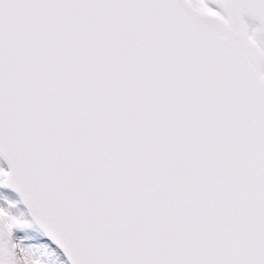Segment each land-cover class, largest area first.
<instances>
[{
  "label": "snow or ice",
  "instance_id": "6c2138e0",
  "mask_svg": "<svg viewBox=\"0 0 264 264\" xmlns=\"http://www.w3.org/2000/svg\"><path fill=\"white\" fill-rule=\"evenodd\" d=\"M0 264H264V0H0Z\"/></svg>",
  "mask_w": 264,
  "mask_h": 264
},
{
  "label": "rangeland",
  "instance_id": "374dc122",
  "mask_svg": "<svg viewBox=\"0 0 264 264\" xmlns=\"http://www.w3.org/2000/svg\"><path fill=\"white\" fill-rule=\"evenodd\" d=\"M0 167H4L3 163L0 161Z\"/></svg>",
  "mask_w": 264,
  "mask_h": 264
}]
</instances>
